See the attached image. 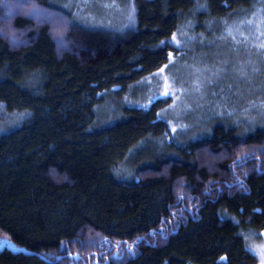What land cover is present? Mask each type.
I'll use <instances>...</instances> for the list:
<instances>
[{"label": "trees", "instance_id": "16d2710c", "mask_svg": "<svg viewBox=\"0 0 264 264\" xmlns=\"http://www.w3.org/2000/svg\"><path fill=\"white\" fill-rule=\"evenodd\" d=\"M141 37L79 23L61 0H0V264L248 262L246 234L264 231V129L227 136L231 157L177 162L162 205L158 169L119 176L133 126L98 115Z\"/></svg>", "mask_w": 264, "mask_h": 264}, {"label": "rangeland", "instance_id": "374dc122", "mask_svg": "<svg viewBox=\"0 0 264 264\" xmlns=\"http://www.w3.org/2000/svg\"><path fill=\"white\" fill-rule=\"evenodd\" d=\"M61 4L90 28L142 35L129 66L121 65L98 118L100 124L130 121L129 160L119 176L142 183L143 169H158L159 204L166 202L170 183L179 175L174 172L177 162L192 165L194 159L208 158L209 151L231 157L227 136L241 141L264 129V0ZM123 109L132 112V119ZM24 119L22 113L12 118L14 123ZM187 188L188 182H181L182 191ZM245 237L246 264H264V231ZM9 245L0 241V249ZM9 257L0 260L8 263ZM228 259L224 255L216 264H228Z\"/></svg>", "mask_w": 264, "mask_h": 264}, {"label": "water", "instance_id": "95a60500", "mask_svg": "<svg viewBox=\"0 0 264 264\" xmlns=\"http://www.w3.org/2000/svg\"><path fill=\"white\" fill-rule=\"evenodd\" d=\"M77 260H78V258H77Z\"/></svg>", "mask_w": 264, "mask_h": 264}]
</instances>
